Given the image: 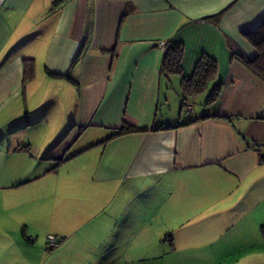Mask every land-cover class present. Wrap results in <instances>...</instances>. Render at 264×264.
<instances>
[{"label": "crops", "instance_id": "obj_1", "mask_svg": "<svg viewBox=\"0 0 264 264\" xmlns=\"http://www.w3.org/2000/svg\"><path fill=\"white\" fill-rule=\"evenodd\" d=\"M55 1L0 0V175L39 171L76 135L95 139L74 153L96 154L90 217L104 222L95 245L55 264L83 252V264H264V163L241 138L264 143V80L233 57L256 55L244 32L264 20V0ZM161 40L184 44L183 76L203 54L216 60V102L200 112L191 97L182 116ZM124 121L139 131L110 137ZM49 125L57 143L46 145ZM25 175L0 176V264H32L30 215L65 192L40 194L29 182L41 175Z\"/></svg>", "mask_w": 264, "mask_h": 264}, {"label": "rangeland", "instance_id": "obj_2", "mask_svg": "<svg viewBox=\"0 0 264 264\" xmlns=\"http://www.w3.org/2000/svg\"><path fill=\"white\" fill-rule=\"evenodd\" d=\"M157 49L161 50L158 47ZM209 90L208 88L204 92L197 94L193 99L196 111H203L201 107ZM177 110H181L183 117L191 115L187 114L186 108L180 106V104ZM47 131L50 134V139L45 141L46 145L51 144L53 141L57 143L55 140L57 139L58 132H55L50 125L47 127ZM91 140L95 139L88 133L73 137L63 149L52 153L49 159L47 158L42 161L44 163L43 166L37 169L39 171L34 172L41 176L34 182H29L44 183V187L40 188V194L44 195L52 183H65L63 187V190H65L64 194L59 193L57 198L60 203L53 206L54 204L50 203L54 201V198L48 197L43 207L41 203L39 210L41 212L38 213L41 217L38 216L36 211L30 215L31 222H34L33 231L28 233V235L31 234L30 238L33 239V247L30 253H28L32 257V261L30 262L32 264H55L58 259L72 260L74 253L69 252L68 249L81 247V249L85 250L96 243L97 234L95 230L97 228L94 224L100 221L101 218L102 222H104L105 216V213H101L97 219L90 217L91 214L93 215L97 212L98 207L96 204L100 202V198L102 197L99 194L100 192L94 195L92 191L94 183H92L91 173L96 154H94L93 150L83 151L81 154L74 153L78 148H82L85 144L92 142ZM46 153L44 148L39 158L45 157ZM34 173L30 171L24 173L21 171H5L2 174L5 177H9L7 178L8 180H16L17 178H21V176H26L25 174L32 176ZM68 183H74L71 192ZM47 196L50 195L48 194ZM71 198L75 199L71 201ZM49 235L54 237L55 244H51L48 238ZM84 254L85 252L80 254V257L78 254L74 259V263L79 264L80 261V264H83ZM129 264L138 263L130 262Z\"/></svg>", "mask_w": 264, "mask_h": 264}, {"label": "trees", "instance_id": "obj_3", "mask_svg": "<svg viewBox=\"0 0 264 264\" xmlns=\"http://www.w3.org/2000/svg\"><path fill=\"white\" fill-rule=\"evenodd\" d=\"M64 1L65 0L55 1L53 7L59 6ZM244 37L256 50V55L254 57H249L243 52L236 51L233 53V57L244 65L253 75L264 80V20H262L253 30L244 32ZM184 50L185 47L182 42L167 41L166 49L163 51L161 69L166 75H179L181 77L180 88L183 94V107L188 103L187 100L207 90L212 83V87L204 101V105L209 106L218 100L222 90V84L215 81L217 62L210 56L203 54L196 62L192 75L190 77L183 76L181 63ZM31 71L32 69L30 68L29 74H31ZM200 118L203 117L191 119L185 123H180L178 126L195 122ZM162 128L165 127H158V129ZM137 131H139V129L134 125L124 121L119 127L114 129L110 137ZM241 138L248 148L257 151L259 162L264 163V143L247 142L242 135ZM106 140H108V138L101 142H105ZM260 234L262 239H264V224H261L260 226Z\"/></svg>", "mask_w": 264, "mask_h": 264}, {"label": "built area", "instance_id": "obj_4", "mask_svg": "<svg viewBox=\"0 0 264 264\" xmlns=\"http://www.w3.org/2000/svg\"><path fill=\"white\" fill-rule=\"evenodd\" d=\"M156 45L162 51H164L166 49V41H162V40L161 41H158ZM185 108H186V111L188 113H191L193 111V104L192 103H187L186 106H185ZM48 238H49L51 244H55V240H54V237L53 236L49 235Z\"/></svg>", "mask_w": 264, "mask_h": 264}]
</instances>
